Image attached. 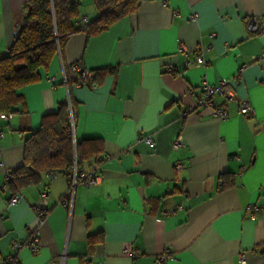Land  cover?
Here are the masks:
<instances>
[{"label": "crops", "instance_id": "0c3cea01", "mask_svg": "<svg viewBox=\"0 0 264 264\" xmlns=\"http://www.w3.org/2000/svg\"><path fill=\"white\" fill-rule=\"evenodd\" d=\"M24 2L0 0V54L14 42ZM97 14L82 0L76 25ZM253 19L258 32L249 28ZM200 46L205 65L195 62ZM73 63L91 72L84 85L70 73L65 82ZM105 67L115 70L95 75ZM223 79L235 94L213 98L225 106L224 120L197 105L202 84ZM21 93L20 112L0 119V264L10 254L15 264H154L165 250L173 256L165 264H264V0H141L98 35L74 33ZM70 96L75 138L103 141L101 183H78L69 207L61 201L70 179L47 172L10 204L17 191L1 188L5 168L23 164L26 138ZM240 101L254 116L239 112ZM179 136L184 146L175 149ZM42 190L49 212L40 223L34 206ZM34 230L40 250L16 253L12 242ZM125 247L139 255H125Z\"/></svg>", "mask_w": 264, "mask_h": 264}, {"label": "trees", "instance_id": "16d2710c", "mask_svg": "<svg viewBox=\"0 0 264 264\" xmlns=\"http://www.w3.org/2000/svg\"><path fill=\"white\" fill-rule=\"evenodd\" d=\"M81 1L25 0L24 16L17 27L14 42L0 57V112H20L24 102L21 89L41 79L42 69L49 68L74 33L84 31L88 36L98 35L134 13L141 2L92 0L97 16L78 27ZM74 64L78 63L64 68L68 84L72 81L69 73L76 83L81 79V71L72 69ZM114 70L113 67L98 68L95 75ZM71 110L77 120L76 102L70 96L59 103L56 111L44 114L41 125L26 138L24 162L12 171L8 183L15 192L40 182L43 173H63L71 181L75 166L81 171H96L103 163V141L99 138L77 140L70 122Z\"/></svg>", "mask_w": 264, "mask_h": 264}, {"label": "built area", "instance_id": "2783aa9c", "mask_svg": "<svg viewBox=\"0 0 264 264\" xmlns=\"http://www.w3.org/2000/svg\"><path fill=\"white\" fill-rule=\"evenodd\" d=\"M192 18H195V15H193ZM83 20H86V17H84ZM249 28L250 30L257 31L258 30V20L253 19L249 24ZM16 32H17V28L15 31V34ZM179 51H182V52L185 51V47L181 46L179 48ZM205 52H206V48L202 46H200L199 49L197 50L196 55H195V62L197 65L206 64ZM2 55L3 54H0V57ZM244 67L245 66L243 65L242 67L239 68L237 75L241 73ZM72 69L74 71H81V79L78 82V85H84L91 77V72L87 69L82 70L78 64H74L72 66ZM63 75H64V80L66 82L64 70H63ZM226 83H227L226 79L221 80V82L218 85H213V84L204 82L202 84V93L197 101V105L200 106L201 108L211 109L212 117L219 118L222 120L227 119L229 117V114L225 106L223 104L216 105L213 98L214 96L219 95L224 99L225 102L235 100L234 92L227 91L224 89V85ZM238 106H239V112L242 115L246 117L254 116L255 114L254 109L252 108V106L250 105L248 101H240L238 102ZM11 117H12L11 113L0 112V119L8 120ZM70 122H71L72 130L74 132L75 126H76V120L74 118V114L72 110L70 111ZM3 135H4L3 131L0 130V137H2ZM141 138L147 144H150V145L154 144V139L152 138L150 134H145ZM183 146H184V142L181 136H179L173 141V147L175 149L183 147ZM0 167H3V165L0 164ZM177 167L182 168L183 164H178ZM4 171H5V179H4V182L1 188L3 190H7L9 186L8 183L12 179V170L5 168ZM78 183H84L90 187L98 186L101 183V176L99 173H97L94 170L81 171L78 169L77 166H75L73 173H72V180H71L70 188L67 192V195L61 201L65 206H69V207L72 206L75 188ZM39 196H40V200L34 206V211H35L38 221L42 223L45 220L49 212V199H48V193L45 190H42ZM23 198H24V195L22 194V192L17 191L16 193L12 195L9 203L12 205L16 204L20 202ZM23 247L28 248L31 252H34V253L40 250L41 239H40L39 230H34L30 234V236L24 240H18V241L16 240L12 242V248L16 253L20 251L21 248ZM123 253L125 255L132 256V257L139 255L138 250L133 251L128 247H125L123 249ZM172 257H173L172 254H170L168 250H165L163 253H161L160 255L156 257L154 264H165L166 261L172 259ZM242 259H244L243 256H242ZM15 262H16V254H10L5 260L1 262V264H15Z\"/></svg>", "mask_w": 264, "mask_h": 264}]
</instances>
